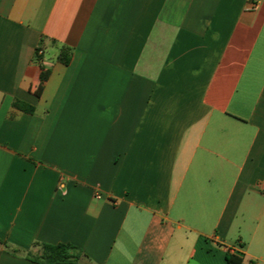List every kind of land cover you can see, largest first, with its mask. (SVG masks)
Returning a JSON list of instances; mask_svg holds the SVG:
<instances>
[{
	"label": "crops",
	"instance_id": "obj_1",
	"mask_svg": "<svg viewBox=\"0 0 264 264\" xmlns=\"http://www.w3.org/2000/svg\"><path fill=\"white\" fill-rule=\"evenodd\" d=\"M42 244L264 264V0H0V264Z\"/></svg>",
	"mask_w": 264,
	"mask_h": 264
},
{
	"label": "trees",
	"instance_id": "obj_2",
	"mask_svg": "<svg viewBox=\"0 0 264 264\" xmlns=\"http://www.w3.org/2000/svg\"><path fill=\"white\" fill-rule=\"evenodd\" d=\"M59 60L63 64L68 65L71 61V50L69 48H64L59 56ZM47 77L48 72L44 71L40 77L41 84L47 79ZM15 106L29 113L34 112V108L32 106L22 105L21 103H15ZM28 257L40 264H77L86 256L81 249L72 244H42L40 254H28ZM226 261L228 264L243 263V259L241 257H236L232 254L226 255Z\"/></svg>",
	"mask_w": 264,
	"mask_h": 264
},
{
	"label": "built area",
	"instance_id": "obj_3",
	"mask_svg": "<svg viewBox=\"0 0 264 264\" xmlns=\"http://www.w3.org/2000/svg\"><path fill=\"white\" fill-rule=\"evenodd\" d=\"M95 197H97L99 199L102 198V195H101V193L98 190L95 191ZM230 252H233V251L230 249Z\"/></svg>",
	"mask_w": 264,
	"mask_h": 264
}]
</instances>
